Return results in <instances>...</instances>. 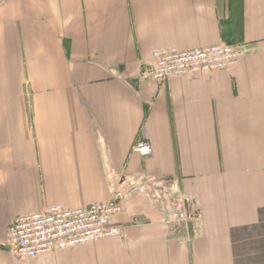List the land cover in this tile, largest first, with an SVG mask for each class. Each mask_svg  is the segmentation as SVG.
Wrapping results in <instances>:
<instances>
[{
  "label": "crops",
  "instance_id": "crops-1",
  "mask_svg": "<svg viewBox=\"0 0 264 264\" xmlns=\"http://www.w3.org/2000/svg\"><path fill=\"white\" fill-rule=\"evenodd\" d=\"M222 45L245 51L232 69L144 79L156 50ZM141 176L171 184L193 223L131 193L120 238L7 251L15 218ZM0 264H264V0H0Z\"/></svg>",
  "mask_w": 264,
  "mask_h": 264
},
{
  "label": "built area",
  "instance_id": "built-area-1",
  "mask_svg": "<svg viewBox=\"0 0 264 264\" xmlns=\"http://www.w3.org/2000/svg\"><path fill=\"white\" fill-rule=\"evenodd\" d=\"M244 55L243 49L232 45L182 52L156 50L151 55L152 64L144 79L163 83L172 78H196L226 71ZM132 151L140 157L152 154L145 141L135 143ZM174 191L167 181L154 177L114 178L110 198L104 202L74 209L46 207L15 218L7 229V251L18 260H32L49 253L120 238L121 229L112 221L122 212V204L131 193L143 195L155 205L167 224L187 227L193 223L194 213L184 198L176 197Z\"/></svg>",
  "mask_w": 264,
  "mask_h": 264
}]
</instances>
